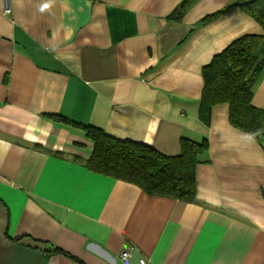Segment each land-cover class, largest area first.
I'll return each instance as SVG.
<instances>
[{"label":"crops","instance_id":"0c3cea01","mask_svg":"<svg viewBox=\"0 0 264 264\" xmlns=\"http://www.w3.org/2000/svg\"><path fill=\"white\" fill-rule=\"evenodd\" d=\"M183 1L0 0V264H264V139L228 105L199 117L203 68L263 30L238 7L252 0L168 20ZM252 102L264 110V75ZM73 123L167 156L207 139L196 201L91 171Z\"/></svg>","mask_w":264,"mask_h":264},{"label":"trees","instance_id":"16d2710c","mask_svg":"<svg viewBox=\"0 0 264 264\" xmlns=\"http://www.w3.org/2000/svg\"><path fill=\"white\" fill-rule=\"evenodd\" d=\"M193 1H183L168 20L180 21ZM238 7L260 25L263 33L237 39L203 68L199 117L209 125L213 109L228 105L231 125L262 141L264 110L256 108L252 101L255 87L264 75V0H252ZM77 126L84 129L93 144L85 163L91 171L133 184L152 197L196 201V169L208 150L207 139L196 142L182 138L179 153L167 156L152 146L113 138L100 128ZM55 253L67 255L58 249Z\"/></svg>","mask_w":264,"mask_h":264},{"label":"built area","instance_id":"2783aa9c","mask_svg":"<svg viewBox=\"0 0 264 264\" xmlns=\"http://www.w3.org/2000/svg\"><path fill=\"white\" fill-rule=\"evenodd\" d=\"M6 12H9V10H6ZM130 257H131V253H130L129 251H124V252L120 255V259H121L123 262H125V263H127V262L129 261ZM139 264H149V263H148V261H147L146 259L141 258V259L139 260Z\"/></svg>","mask_w":264,"mask_h":264},{"label":"clouds","instance_id":"9594fccd","mask_svg":"<svg viewBox=\"0 0 264 264\" xmlns=\"http://www.w3.org/2000/svg\"><path fill=\"white\" fill-rule=\"evenodd\" d=\"M50 7V3H46L42 6L41 11H44Z\"/></svg>","mask_w":264,"mask_h":264}]
</instances>
